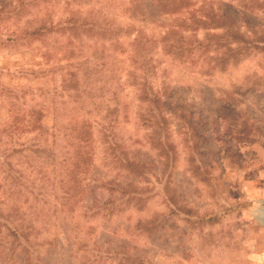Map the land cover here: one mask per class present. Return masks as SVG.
Returning <instances> with one entry per match:
<instances>
[{
	"label": "rangeland",
	"instance_id": "374dc122",
	"mask_svg": "<svg viewBox=\"0 0 264 264\" xmlns=\"http://www.w3.org/2000/svg\"><path fill=\"white\" fill-rule=\"evenodd\" d=\"M187 3L163 14L157 0H0V264H264V51L219 69L163 42L201 7L259 34L264 0ZM143 84L167 90L168 167ZM125 158L147 176L121 170ZM120 185L143 203L112 209L127 200Z\"/></svg>",
	"mask_w": 264,
	"mask_h": 264
},
{
	"label": "trees",
	"instance_id": "16d2710c",
	"mask_svg": "<svg viewBox=\"0 0 264 264\" xmlns=\"http://www.w3.org/2000/svg\"><path fill=\"white\" fill-rule=\"evenodd\" d=\"M157 1L159 12L163 14H169L173 11L179 12L181 11V9L188 6L187 0ZM196 13L200 14L197 15ZM84 23L83 25H86ZM249 27L250 26H247V32H244L242 31L241 27L235 23L231 16L227 15L225 12H222L220 9L214 10L210 7L208 9L201 7L200 9L195 11L190 10L188 12V16L176 20L174 28H172L168 32L167 37L163 39V42H166L172 38L173 43L164 44V47L165 50H167V53L171 54L174 58L177 59H187L196 54V51L198 50H200L202 53L209 52L212 54L210 59L213 61L214 66L221 69L240 57L248 56L255 49L264 51V28L259 27V34H257L256 29ZM98 28L103 31L101 33H107L105 31L107 30L106 27L99 25ZM50 30L51 28H46L45 31H41L38 29L33 33L45 34ZM198 30H204L207 35L202 39H198L196 35ZM187 31L190 32L188 36L183 34ZM148 88L149 87L146 84H143L140 88L138 96V100L143 103V105H145V115H143L142 117L148 126L153 127L155 130L159 131L158 138H152L151 144L157 149L158 155L162 156V158L166 161V167H168V163L171 162L172 164L175 161V156L173 151L174 146L169 140V120L168 115L165 111L166 105H168L165 100L167 90L162 94L160 93V91L153 92ZM177 107L178 106L169 109H171L170 111L173 112V114H179L180 119L185 120L187 126L192 128V125L189 124L188 121L189 114H187L183 106H179L180 109H178ZM242 123H244V121H242L241 124ZM246 130L247 127L245 125L241 126L239 122L234 130V133L235 135H237L236 137H239L240 135L246 137L244 134ZM119 165L121 170L126 171L134 177L147 176V173H149L147 170V163L136 161L131 158L122 159ZM116 188L117 190H119V192H121L120 194L122 196H127V200L123 201L121 204L115 203L112 209H115L118 206L120 207L121 205H125L129 201H134L136 205L143 203V199L137 195V188L135 189L133 186L129 187L128 185H120ZM109 204L111 205V203ZM182 213L188 217V221L191 220L189 218L194 215L192 209L187 207L186 209L182 210ZM197 217H200V219L197 218L195 221H197L198 219L203 221L204 216ZM213 217L215 221L216 219H218L215 217V215H213ZM208 219L212 220V218ZM21 232L23 233V230H21ZM119 253H121L122 256H118ZM115 254H117L115 255L116 257L118 256L119 259L123 261H130L131 259V256L126 254V250L122 252L116 251ZM139 259L140 258L137 256L132 257L133 262H137L139 261ZM25 264H31L29 256L25 261Z\"/></svg>",
	"mask_w": 264,
	"mask_h": 264
}]
</instances>
